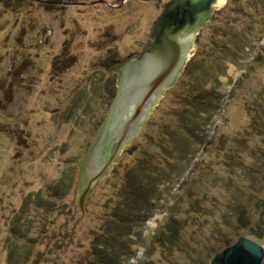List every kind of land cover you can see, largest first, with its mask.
<instances>
[{
  "label": "rangeland",
  "instance_id": "374dc122",
  "mask_svg": "<svg viewBox=\"0 0 264 264\" xmlns=\"http://www.w3.org/2000/svg\"><path fill=\"white\" fill-rule=\"evenodd\" d=\"M171 1L0 0V264H209L241 236L264 245V0H219L176 83L73 206L111 67Z\"/></svg>",
  "mask_w": 264,
  "mask_h": 264
},
{
  "label": "water",
  "instance_id": "95a60500",
  "mask_svg": "<svg viewBox=\"0 0 264 264\" xmlns=\"http://www.w3.org/2000/svg\"><path fill=\"white\" fill-rule=\"evenodd\" d=\"M219 0H172L155 22L150 41L111 68L118 74L117 93L92 144L78 164L76 211L143 127L156 103L181 75L197 44L199 31L212 21ZM264 245L241 236L222 248L209 264H262Z\"/></svg>",
  "mask_w": 264,
  "mask_h": 264
},
{
  "label": "trees",
  "instance_id": "16d2710c",
  "mask_svg": "<svg viewBox=\"0 0 264 264\" xmlns=\"http://www.w3.org/2000/svg\"><path fill=\"white\" fill-rule=\"evenodd\" d=\"M170 232L171 233H175V228L173 227ZM172 235L173 234H171V238H172ZM249 235L262 243V241H261L262 238L260 237V235H257V234H254V233L253 234H249ZM229 244L230 243H226L224 246H227Z\"/></svg>",
  "mask_w": 264,
  "mask_h": 264
}]
</instances>
